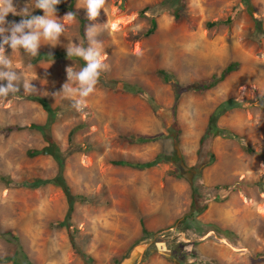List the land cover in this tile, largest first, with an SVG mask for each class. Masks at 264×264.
<instances>
[{
  "label": "rangeland",
  "instance_id": "374dc122",
  "mask_svg": "<svg viewBox=\"0 0 264 264\" xmlns=\"http://www.w3.org/2000/svg\"><path fill=\"white\" fill-rule=\"evenodd\" d=\"M61 2L68 5L72 0ZM187 2L180 22L164 0H106L95 21L87 19L83 0H75V21L63 20L67 11L56 12L65 32L56 47L42 40L39 51L67 52L70 43L88 47L79 17L87 20L84 33L88 26H97L95 39L107 68L82 111L73 106L78 97L58 93L67 82L66 69L79 71L84 60L34 64L22 50L13 53V69L32 81L35 94L49 98L58 119L46 135L33 129L6 135L9 126L45 125L47 113L29 100L31 94H24L22 82L14 97L0 100V264H11L1 260L16 249L2 236L10 229L34 264H91L88 256L93 264H194L198 259L210 264H264V36L256 37L254 21H262L264 30V0H251L253 13L244 9L229 24L224 21L240 0ZM29 3L14 0L17 11ZM34 3L29 5L33 14ZM146 7L152 9L142 13ZM153 18L157 29L145 37ZM6 19L18 23L22 17L9 14ZM6 54L11 55L9 47ZM235 62L237 70L214 88L182 97L177 130L170 109L175 93L158 71H168L179 83H191L220 76ZM119 81L142 92L118 90ZM151 98L168 110L156 113ZM225 103L233 107L218 119V126L238 138H216L208 153L215 160L201 162L200 139L211 115ZM133 138L153 141L135 145ZM51 143L56 144L54 156L43 153ZM35 150L41 153L31 156ZM57 154L65 159L72 192L90 199L75 204L69 228L53 227L69 208L63 191L53 185L32 186L35 179L56 176ZM157 155L163 158L153 168L131 167ZM182 160L195 171L192 184L182 175ZM115 161L131 165H113ZM217 185L231 188L227 200L211 202L199 215L203 227H180L190 212L193 187L203 191ZM143 228L151 235L146 237ZM73 229L85 259L72 248ZM199 229L207 232L201 235Z\"/></svg>",
  "mask_w": 264,
  "mask_h": 264
},
{
  "label": "trees",
  "instance_id": "16d2710c",
  "mask_svg": "<svg viewBox=\"0 0 264 264\" xmlns=\"http://www.w3.org/2000/svg\"><path fill=\"white\" fill-rule=\"evenodd\" d=\"M187 0H164L165 5L169 4L172 6L171 8L173 9V17L176 22H180L183 18V15L185 11L187 10ZM152 7H146L142 13L147 12L151 10ZM246 9L248 13L251 15L253 13V6L251 0H240V4L238 7H235L233 10V15L228 17L227 20L224 21V23L229 24L232 23L237 16H239L242 12V10ZM73 12L76 14L78 17V14L75 9V0H72L70 4H64L61 2L57 6V11L56 12ZM43 14V11L36 9L33 15L36 16H41ZM80 24H81V30L83 33V36H85L84 33V28L87 23V20L80 18ZM255 21V35L258 39H260V35L263 34L264 36V30L262 27V21H259L258 19H254ZM214 23H210L209 26H213ZM157 29V20L156 18H153L151 20V25L149 29L146 31L144 34L145 37L151 36ZM67 57V52L65 51H39V55L33 58V63L37 64L40 62H51V61H57V60H62L66 59ZM71 60H76L81 62L83 64V59L77 58V57H71ZM239 66V63H230L221 73V75H216L213 76L210 79H207L205 81H195L191 83H179L178 81L175 80V78L169 74L168 71L165 70H159L158 74L164 79L166 83H168L172 89L173 92L175 93V101L173 106L170 108L175 115L174 118V126L177 130H180L179 126V121L176 117V112L178 109V105L182 97L189 93V92H194V93H204L206 91H209L210 89L214 88L217 86L219 83L223 82L230 74L235 72ZM117 89L124 91L126 93H141L142 91L138 89V87L129 85L123 81H119L117 85ZM139 91V92H138ZM29 100L39 103L42 108L44 109L45 113H47V122L45 125H35L32 124L29 127H20V126H9L6 128V135L11 134L14 131H20L24 129H33L41 132L43 135H46L48 132L49 128L56 122L58 119V114L56 113L57 110L52 108L51 103L49 101V98L39 96L37 94H31L29 97ZM151 100L150 105L153 108V110L156 113H165V111L168 110V108H164L161 105L158 106L156 104V101L154 99H149ZM152 103V104H151ZM233 105L231 103H225L220 105L216 112L213 113L210 117L209 124L207 126V130L205 134L201 137L200 139V145H199V150H198V160L201 162H204L206 160H209L210 162H213L215 160V155L212 154L211 156L208 155L210 152V145L211 143L218 137L222 138H238L234 133H232L229 129L221 128L218 126V119L226 112L228 111ZM68 109H66V112ZM60 115V114H59ZM74 133L72 132L70 134V140L73 139ZM153 139L150 138H133L131 139V143L133 144H147L152 142ZM77 145H72V149H74ZM249 151L253 152L252 147L249 148ZM41 152L40 151H31L30 155L31 156H37ZM56 161L58 163V172L55 177L51 179H35L34 184L32 186L38 187V186H45V185H53L58 188H60L64 195L66 196L69 204V208L66 214V217L62 221H57L53 223V227L56 228H69L72 224V215L74 212L75 204L76 203H88L90 202V199L85 196V195H80V194H74L66 180L65 177V159L64 157H59V155H56ZM163 156L157 155L154 159L144 162V163H137V164H130L126 162H112L113 165H122V164H129L133 168H139L141 170L145 169H150L158 164L161 163V159ZM208 158V159H207ZM230 187L223 186V185H217L214 186L213 188L210 187H203V191L199 187H193L192 191V199H191V206H190V212L189 214L179 222L180 227H185L190 224H195L198 226V228H201L204 226V224L198 220L199 215L204 213L211 202L214 203H222L225 200H227L228 194L230 192ZM201 235L205 234L207 231L203 232L202 229L198 230ZM213 231V230H212ZM77 231L73 229L71 231V245L73 250L76 252V254L81 255L84 259L87 258L86 253H81L79 250V246H77L75 240V234ZM143 234L147 237L151 235V232L148 231L146 228H143ZM199 234V235H200ZM2 236L7 237L11 243L15 245V252L12 256L7 257L5 259H2V262H9L11 264H34L29 257L27 256L23 245L21 244L19 240V236L14 230H6L2 233ZM88 261L91 262V264L94 263V259L92 257L88 256ZM179 264H184L183 262H179ZM194 264H210L205 261H200L199 259L196 261Z\"/></svg>",
  "mask_w": 264,
  "mask_h": 264
},
{
  "label": "clouds",
  "instance_id": "9594fccd",
  "mask_svg": "<svg viewBox=\"0 0 264 264\" xmlns=\"http://www.w3.org/2000/svg\"><path fill=\"white\" fill-rule=\"evenodd\" d=\"M32 2L33 0H30L29 4L17 11L14 0H0V100L14 97L20 90L21 82L24 94H35L37 91L31 80L22 79V75L13 69V53L22 50L24 55L35 58L39 55L42 40L45 44L56 47L65 32V25L56 17L57 6L61 0H35V9L43 11V16L33 15L29 8ZM83 3L87 19L95 21L100 16L106 0H83ZM9 14L19 15L22 19L18 23L9 22L6 19ZM75 19L76 14L73 12H68L63 18L65 21ZM96 29L97 26L92 24L85 30L88 47L70 43L66 49L68 58L77 57L85 61V66L79 71H75L74 67L66 69L67 82L58 93L78 97L73 104L77 111H82L86 98L95 91L101 72L107 68L102 62L101 50L95 39ZM6 47L11 49V55L6 54Z\"/></svg>",
  "mask_w": 264,
  "mask_h": 264
},
{
  "label": "water",
  "instance_id": "95a60500",
  "mask_svg": "<svg viewBox=\"0 0 264 264\" xmlns=\"http://www.w3.org/2000/svg\"><path fill=\"white\" fill-rule=\"evenodd\" d=\"M50 146L49 147H45L43 149V153L44 154H50L52 156L55 155V151H56V144L55 143H51L49 144ZM176 150H177V155L180 159H183V154L181 152V148L179 145H176ZM180 166L182 167L184 173L182 174L184 178H186L190 184H192V177H193V174L195 171L190 169L186 164L185 162L182 160L181 163H180Z\"/></svg>",
  "mask_w": 264,
  "mask_h": 264
}]
</instances>
